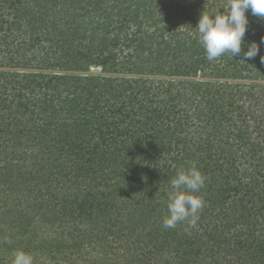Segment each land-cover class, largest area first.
Returning <instances> with one entry per match:
<instances>
[{
    "label": "trees",
    "instance_id": "16d2710c",
    "mask_svg": "<svg viewBox=\"0 0 264 264\" xmlns=\"http://www.w3.org/2000/svg\"><path fill=\"white\" fill-rule=\"evenodd\" d=\"M221 6L0 0V264H264V45L208 61L195 27ZM192 163L200 219L165 229Z\"/></svg>",
    "mask_w": 264,
    "mask_h": 264
},
{
    "label": "clouds",
    "instance_id": "9594fccd",
    "mask_svg": "<svg viewBox=\"0 0 264 264\" xmlns=\"http://www.w3.org/2000/svg\"><path fill=\"white\" fill-rule=\"evenodd\" d=\"M224 12H201L195 27L198 42L204 49L206 59L215 61L225 54L241 57L242 61L252 60L260 54V46L264 45V37L259 44L248 42L245 34L248 30V15L264 20V0H227ZM260 62L264 63V54H260ZM206 177L195 163L187 169L177 171L170 181L167 199V215L162 218V227L172 229L179 223L187 222L195 227L200 219L205 203L200 190L204 187ZM4 242H10L7 237ZM11 264H34L31 253L17 249L12 253Z\"/></svg>",
    "mask_w": 264,
    "mask_h": 264
}]
</instances>
